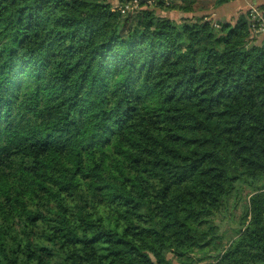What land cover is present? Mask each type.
Listing matches in <instances>:
<instances>
[{
    "label": "trees",
    "instance_id": "trees-1",
    "mask_svg": "<svg viewBox=\"0 0 264 264\" xmlns=\"http://www.w3.org/2000/svg\"><path fill=\"white\" fill-rule=\"evenodd\" d=\"M131 1L0 0V264H264V36Z\"/></svg>",
    "mask_w": 264,
    "mask_h": 264
},
{
    "label": "rangeland",
    "instance_id": "rangeland-1",
    "mask_svg": "<svg viewBox=\"0 0 264 264\" xmlns=\"http://www.w3.org/2000/svg\"><path fill=\"white\" fill-rule=\"evenodd\" d=\"M217 0H203L202 2H200L199 4L196 5L195 7V14L196 16H194L193 19L197 18V17H203L206 15H212L213 12L216 10V13L219 17L224 18L223 20H225V18L231 22V23H235L236 20L239 18V16L243 13H246L247 11L242 10L241 6H247L248 3H251L252 0H238V1H232L229 4H226L222 7H216L215 3ZM170 7L168 5L162 7V9H160L158 11V14H161L165 17H171L176 21H180L183 19L184 14L177 12V11H169ZM240 8V9H238ZM239 10V11H237ZM163 11V12H162ZM238 12L237 15L232 14V13H236ZM210 13V14H207ZM216 21H221V20H216ZM257 40L259 41H263L264 38L262 37H258ZM246 194H248V191L241 197L240 201H239V207L238 209L233 213L232 216H229V218L227 219V221L223 224L222 230L224 232V235L226 236V242L233 239L234 235H235V231L238 228L241 218L244 215V204L246 203V199L247 196ZM176 264H178L176 262Z\"/></svg>",
    "mask_w": 264,
    "mask_h": 264
},
{
    "label": "built area",
    "instance_id": "built-area-1",
    "mask_svg": "<svg viewBox=\"0 0 264 264\" xmlns=\"http://www.w3.org/2000/svg\"><path fill=\"white\" fill-rule=\"evenodd\" d=\"M165 1L166 3H169V0ZM140 3L141 0H132L128 5L122 8V13L128 14L137 11L140 8ZM249 12V23L252 35L264 36V10H261L258 6H253Z\"/></svg>",
    "mask_w": 264,
    "mask_h": 264
},
{
    "label": "crops",
    "instance_id": "crops-1",
    "mask_svg": "<svg viewBox=\"0 0 264 264\" xmlns=\"http://www.w3.org/2000/svg\"><path fill=\"white\" fill-rule=\"evenodd\" d=\"M226 5V4H225ZM224 6V5H223ZM253 6H261V7H263L264 8V0H252V2L251 3H248L247 4V6H244V5H242L241 6V9L240 8H238V9H240V11H242V10H245V11H250V9H251V7H253ZM222 7V6H221ZM220 8V7H219ZM237 11H239V10H237ZM232 14H235V15H237L238 14V12H236V13H232ZM212 18L214 19V20H223L224 18H221V17H219L218 15H217V13H216V10L213 12V14H212ZM225 20H227L226 18H225Z\"/></svg>",
    "mask_w": 264,
    "mask_h": 264
}]
</instances>
